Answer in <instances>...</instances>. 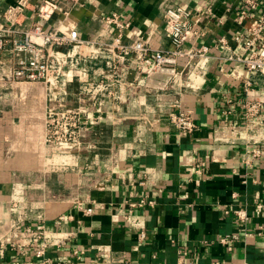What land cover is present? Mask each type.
I'll use <instances>...</instances> for the list:
<instances>
[{
	"label": "crops",
	"instance_id": "1",
	"mask_svg": "<svg viewBox=\"0 0 264 264\" xmlns=\"http://www.w3.org/2000/svg\"><path fill=\"white\" fill-rule=\"evenodd\" d=\"M16 1L0 0V22L7 23L4 12ZM59 1L71 11L43 21L50 28L108 40L115 29L102 17L117 12L130 23L126 42L164 49L172 48L164 14L183 6L201 19L203 33L185 47L206 44L210 51L196 63L181 59L183 73L175 80L128 60L120 68L125 102L108 101L101 113L90 109L75 147L45 141L44 83L0 78V264H36L37 234L28 227L42 223L51 237L69 238L48 252L57 264H179L184 252L190 264L264 263V214L254 201L264 199V144L254 165L243 163L251 156L247 145L264 140V74L255 77L250 97L262 102V116L248 119L246 67L221 60L215 47L222 35L238 31L242 0ZM26 17L25 26L40 20L32 10ZM94 78L65 73L72 89L79 79ZM182 111L194 114L192 134L170 121ZM142 199L147 203L139 206ZM238 208L251 214L245 226L234 214ZM227 234L239 235L232 252L218 242Z\"/></svg>",
	"mask_w": 264,
	"mask_h": 264
},
{
	"label": "built area",
	"instance_id": "2",
	"mask_svg": "<svg viewBox=\"0 0 264 264\" xmlns=\"http://www.w3.org/2000/svg\"><path fill=\"white\" fill-rule=\"evenodd\" d=\"M66 3L76 4L80 0H65ZM261 0H242L237 11L239 29L231 37L222 35L215 47L220 51L219 57L227 62H241L245 65L248 75L243 82L245 113L248 119L262 116L263 104L251 100L255 90V77L264 74V13L260 11ZM32 0H17L4 12L3 18L7 23L0 22V78L20 82H41L46 86V138L47 144H62L69 147L78 145L82 131L89 121L90 109L101 113L105 104L112 101L122 104L124 100V81L120 68L128 60L135 59L140 69H150L161 73H169L173 80L183 73L179 69L181 59L189 64L196 63L208 56L209 45H185L193 38L203 35L199 28L200 18L191 9L176 6L164 14L165 30L171 39L172 48H152L143 41L126 42L124 37L130 28L129 22L121 20L117 12L103 15L102 20L115 29L108 40L86 39L74 28L61 30L50 28L43 21H49L54 14L63 11L69 14L71 9L64 7L59 0H42L38 7H32ZM32 10L40 19L25 26L26 12ZM67 70L92 74L98 79L80 80L76 88L66 81ZM220 71H224L221 67ZM231 102V101H229ZM227 112V111H226ZM229 112V111H228ZM171 123L181 133L192 134L197 130L194 114L182 111L170 114ZM254 147L247 149L251 156H246L243 163L254 165V161L262 154L261 139ZM201 171V168H198ZM249 181L248 174L244 183ZM255 210L264 214V199H255ZM155 201H148L154 204ZM142 199L138 205H146ZM78 207L90 214L91 208L81 204ZM238 223L245 226L251 214L247 208L234 211ZM64 216L60 219L64 220ZM36 232V245L33 259L36 264H57L55 258L48 256L54 247L67 244L69 238L50 236L48 227L42 223L28 227ZM146 231L140 238L144 240ZM239 240L237 234H227L218 242L232 252ZM80 251L75 257L81 259ZM188 253L180 256L179 264L191 263ZM32 264V263H30ZM71 264H74L72 262ZM128 264V263H125ZM167 264V263H157ZM214 264H220L218 262ZM237 264H264L244 260Z\"/></svg>",
	"mask_w": 264,
	"mask_h": 264
}]
</instances>
